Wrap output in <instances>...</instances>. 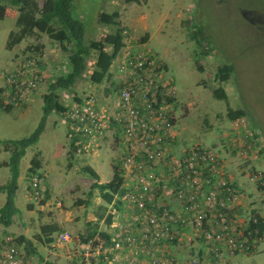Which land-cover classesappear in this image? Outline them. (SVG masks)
<instances>
[{"label": "rangeland", "instance_id": "rangeland-1", "mask_svg": "<svg viewBox=\"0 0 264 264\" xmlns=\"http://www.w3.org/2000/svg\"><path fill=\"white\" fill-rule=\"evenodd\" d=\"M74 7V15L84 22L87 36L90 34L98 40L113 30L98 22L100 12H120L125 47L153 55L163 83L174 91L171 109L175 118L176 155L189 152L193 147L213 150L219 157V166H224L225 161L234 176H244L249 183L245 185L246 189L240 188L238 192L239 199L245 197L248 203L241 218H248L249 211L253 216L258 214L264 218V0H147L132 3L74 0ZM18 14L9 5L5 18L0 20V102L4 103L0 106V185L7 183L11 175L6 165L10 152L5 151L4 141L28 136L40 121V111L36 109L23 114L21 108L5 111L8 106L14 107L6 104L10 89L7 72L26 60L35 61L44 74V80L35 92L39 91L43 97L49 91V84L69 70V55L45 33L29 36L11 50L6 48L10 32L18 29ZM97 57L98 54L93 52L85 75L71 90H57L60 101L68 108L88 94L105 99L112 93L113 76L111 82L101 84L90 80ZM115 61L111 71L115 69ZM225 65H231L233 71L226 81H222L219 71ZM218 87L225 89L226 100L214 96L213 90ZM29 99L15 106H21ZM228 108H243L247 116L230 120ZM50 118H53L50 130L40 142L30 146L26 157L21 159V187L16 197L19 216L14 215V225L10 228L6 229L0 223V243L8 236L17 239L28 264H84L82 245L86 239L82 235L96 226L99 231H109L112 227L107 220L110 213L117 215L120 212L115 221L122 223L128 216V209L120 203L122 209H116V197L113 203L107 204L97 188L93 190L91 203L86 202L95 179L83 170L90 164L103 182L110 181L114 175L112 166L119 162L123 152L122 135L116 128H111L106 131L104 140L99 141L98 149L79 152L72 146L66 114L53 113ZM38 148L45 149L44 154L55 166L49 172L40 169L36 172L45 177L43 200H52L50 209L41 208L43 200L35 201L29 194L31 173L26 168ZM92 154L100 157H90ZM25 188L31 202L22 199ZM5 200L6 194L0 193V208ZM27 210L34 212L29 214ZM48 223H58L60 228L53 233L52 242L40 243L35 235L41 232L43 224ZM60 232L70 233L71 240L59 243ZM21 237H24L23 242H18ZM26 237L32 240L31 245L25 242ZM184 238L176 246L170 245V249L173 252L180 250L186 261L264 264V234L256 238L250 251L231 253L223 250L218 256L207 252L203 238L192 229Z\"/></svg>", "mask_w": 264, "mask_h": 264}, {"label": "built area", "instance_id": "built-area-1", "mask_svg": "<svg viewBox=\"0 0 264 264\" xmlns=\"http://www.w3.org/2000/svg\"><path fill=\"white\" fill-rule=\"evenodd\" d=\"M114 68L111 72L120 86L118 91L105 99L88 94L66 112L77 151L98 149L111 128L122 135L124 145L119 160L122 192L115 195V203L126 207L128 216L122 223L115 221L121 213H115L107 236L85 240L83 263L198 264L196 259L186 261L170 249V245L184 241L191 229L215 256L223 250L249 251L259 236L258 230L250 227L256 219L252 215L242 225L237 223L231 206L239 198V190L221 173L217 154L200 147L181 155L174 151V91L163 83L156 58L124 46ZM6 78L10 89L8 103L4 102L15 106L33 96L44 74L35 61L26 60L7 72ZM165 177L172 181V187L167 186ZM44 181L43 174H31L29 194L33 200L44 199ZM181 203L188 220L177 211ZM210 214L214 215L212 221ZM70 240L68 232L57 236L61 244ZM0 264H27L14 237L0 243Z\"/></svg>", "mask_w": 264, "mask_h": 264}, {"label": "trees", "instance_id": "trees-1", "mask_svg": "<svg viewBox=\"0 0 264 264\" xmlns=\"http://www.w3.org/2000/svg\"><path fill=\"white\" fill-rule=\"evenodd\" d=\"M122 1L132 3L144 2L147 0ZM9 5L15 8L19 13L16 21L18 29L10 32L6 48L11 50L25 38L34 36L38 33H45L53 41L58 42L62 50L69 55V70L65 74L58 76L49 84V91L43 96V114L34 131L28 136L20 139H9L4 141L5 151L10 152V157L6 165L11 172L8 182L0 185V193L4 192L6 194L5 203L0 208V223L4 226H10L13 222L14 215L19 212V208L16 204V197L19 189L20 163L21 159L26 154L27 148L35 145L39 141L42 133L45 131L49 115L52 113L65 115L68 110V107L60 101L57 90L59 88L71 90L77 81L83 78L93 52H96L98 57L94 63L90 80L96 84H101L104 81L111 82V67L116 57L125 46L124 28L120 24L121 15L119 11L100 12L98 22L112 27L113 30L105 34L102 39L98 40L91 38L90 34L87 36L84 22L74 15V11H76L74 10V0H44L42 4H40L38 0H0V20L5 18ZM145 39H147V37H145L144 40ZM108 47L111 48L110 51ZM232 71L233 68L231 65H225L221 68L219 71L221 80L226 81L229 78L228 75ZM119 89L120 86L113 80L110 92H115ZM213 94L220 100H226L228 98L223 87L214 89ZM81 100L82 98L77 99V101ZM3 105L4 103H1V106ZM11 108V106H8L5 108V111H10ZM244 116H247L245 109L228 108L227 117L230 120H237ZM72 146L76 149L74 143H72ZM30 164L31 166L28 170L31 174L36 173L41 168L42 158L40 152L33 156ZM112 167L114 175L108 182H99L98 173L90 165L83 168L86 173L96 180L88 193L86 201L88 204L91 203V197L94 194L93 190L95 188L100 191L101 197L107 204L113 203L115 195L122 192L121 185L123 183V176L119 162ZM41 204H45V200H43ZM116 206L117 210L121 209V206H119L117 202ZM30 207L32 206L30 205ZM114 214L115 213H110L107 219L109 224L113 222ZM254 217L256 221H251L250 227L252 230L257 229L259 236H261L264 234V218L258 214H255ZM101 218L102 217H100V219ZM97 227L98 226L92 229L89 228L87 234L82 235V238L88 239L95 235L107 236L106 231H99ZM59 228L57 223L43 224L41 226V232L35 235V239L40 243L52 242V235L57 232ZM22 240H24V237H21L18 242H23ZM25 242L29 245L32 244L31 239H25Z\"/></svg>", "mask_w": 264, "mask_h": 264}, {"label": "crops", "instance_id": "crops-1", "mask_svg": "<svg viewBox=\"0 0 264 264\" xmlns=\"http://www.w3.org/2000/svg\"><path fill=\"white\" fill-rule=\"evenodd\" d=\"M16 108H21L22 109V112H21V114H23V113H28V112H30V111H34L35 109L36 110H39L40 111V115H38V118L40 119L41 118V116H42V114H43V97H42V95H41V93L38 91V92H35L34 94H33V96L32 97H30V99L26 102V103H24L23 105H21V106H14V107H12L11 108V110H10V112H12L14 109H16ZM53 114V113H52ZM51 114V115H52ZM51 115H49V117H48V119H47V124H46V128H45V131L42 133V135H41V137H40V139H39V141L38 142H40V140H41V138L47 133V131L48 130H50V127H51V121L53 120V118L51 119L50 118V116ZM50 119V120H49ZM29 148V147H28ZM27 148V149H28ZM42 149V148H41ZM40 148H38L37 149V151L36 152H34V154H33V156L36 154V153H38V152H40L41 153V157H42V164H41V168H40V170H48V172L52 169V168H54L55 166L53 165V164H51V162H50V160H48V156L47 155H45L44 153L45 152H43L44 150L42 149L41 150ZM58 153V152H57ZM56 153V154H57ZM28 154V150H26V154L23 156V158H25L26 157V155ZM33 156H32V158H33ZM91 156H93V157H100L99 156V154H92V155H90V157ZM22 158V159H23ZM32 158L30 159V163H31V160H32ZM92 159V158H91ZM102 159V158H101ZM8 161V160H7ZM6 161V162H7ZM93 161V160H92ZM88 164H89V159H88ZM90 165V164H89ZM223 165L224 166H220V169H221V173L225 176V178L228 180V181H230V182H232L233 184H235L236 186H238L237 188H238V190L240 189V188H247L245 185H247V184H249L248 183V181H247V179L243 176V177H241V176H234L231 172H230V170H229V165L228 164H225V161L223 162ZM31 166V164H29L28 166H27V168L26 169H29V167ZM91 166V165H90ZM92 167V166H91ZM93 168V167H92ZM225 168V169H224ZM94 169V168H93ZM95 170V169H94ZM112 170H113V168H112ZM96 171V170H95ZM97 173H98V171H96ZM236 174V173H235ZM98 175H99V173H98ZM21 178H22V176H21V174H20V177H19V189H18V191L20 190V187H21ZM99 178L101 179V177H100V175H99ZM52 181V180H51ZM96 181V180H95ZM164 181H166V183H167V186L170 188V187H172L173 186V183H172V181H170L169 180V178L167 177H165V179H164ZM48 182H50V180H49V177H47V179H46V183H48ZM99 182H103L102 181V179L99 181ZM18 191H17V194H18ZM1 193H3V192H1ZM243 195H244V193H243ZM167 196H169V194L167 195ZM171 199H169V200H172V197L171 196H169ZM17 199V198H16ZM22 199L23 200H25L26 202H31V201H29L30 199H29V197H28V195H27V193H26V188H25V190H24V192H23V195H22ZM166 200V199H165ZM52 200H45V204H42L41 205V208H47V209H50V206H51V204H53L52 202H51ZM247 200L245 199V197H244V199H242V200H240L239 198H237L234 202H233V204H232V206L231 207H234V216L236 217V220H237V223L239 224V225H242V223H244L247 219H250V217H252V215L250 214V211H249V217L248 218H245L244 217V219H242L243 218V214H241L243 211H245L248 207H247ZM177 208H178V210L177 211H179L180 212V214H181V216L184 218V219H189L190 217H189V214L188 213H186V211L184 210V208H183V206H182V203H181V205H179V204H177ZM238 210V211H237ZM28 211V213L29 214H32V212H34V210L33 211H31V210H27ZM18 215V213L17 214H15V216H17ZM21 216H27L28 217V215L27 214H25V213H21L20 214ZM208 215V214H207ZM14 216V217H15ZM19 216V215H18ZM242 217V218H241ZM210 218H211V221L213 220V218H214V215L213 214H210ZM14 218H13V222H12V224L10 225V226H13L14 225ZM58 224V223H57ZM59 225V224H58ZM10 226H6L5 228L7 229V228H10ZM187 227H188V225H186ZM188 229V228H187ZM188 231H190V230H188ZM187 231V232H188ZM187 232H186V234H187ZM56 233V232H55ZM54 233V234H55ZM54 236V235H53ZM26 238H30V237H26ZM185 239V238H184ZM179 256H182V254H181V252H180V250H179V252L177 253ZM28 264V263H27Z\"/></svg>", "mask_w": 264, "mask_h": 264}]
</instances>
